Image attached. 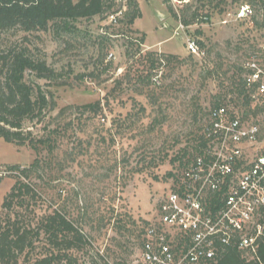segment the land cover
<instances>
[{
    "label": "rangeland",
    "instance_id": "1",
    "mask_svg": "<svg viewBox=\"0 0 264 264\" xmlns=\"http://www.w3.org/2000/svg\"><path fill=\"white\" fill-rule=\"evenodd\" d=\"M184 2H188V8L184 6ZM203 2L204 0H125L122 17L116 24H112L108 22L107 15L121 5L112 1L110 10L74 21L76 31L70 33H57L48 29L26 34L15 28L0 34V42L4 47L27 44L35 58L44 59L54 70L53 77L37 79L52 102L53 109L46 107L45 118L40 123H36L35 119L23 123L25 130H31L34 135H40L45 124L54 123L55 126L57 121L52 119L55 116L61 120L60 124L68 120L78 121L76 106L98 99L105 107V121H90L89 130L79 133V137L83 139L89 138L88 135L98 122H105L107 128L118 115H135L140 106L145 107V112L139 114L141 118L132 128L124 125L123 133L116 135V144L112 148L114 156L118 159L129 157L133 164L139 154L137 151L150 145L151 150L154 149L152 152L150 150L151 155L155 156L156 161L160 160L159 165L147 167L135 174L125 186L119 184L118 198L113 199L116 185L113 181L114 173L108 172V161L95 159L96 148L92 146L87 155L79 156L74 162L67 161L64 173H56V177L49 180L48 187L40 195L39 204L52 207L66 205L71 217L81 220L82 224L84 219L90 222L89 225H84L90 243L82 251L75 253L78 264H104L97 254L103 255L108 264H143L140 254L142 232L146 222L157 221L159 202L171 188L181 168L178 162L172 163L170 158L187 145L188 132L199 134V128L206 124L207 110L213 107L214 95L221 93L227 82L220 84L219 79H226L232 71L235 72V65L243 62L256 48L261 31L255 25L248 31L247 22L243 24L237 21L226 26L220 24L222 12L234 11L238 6L232 0H225L215 7L207 22L198 16L194 23L183 25L180 21L182 11H187V15L194 10L204 14L210 5H202ZM214 3L216 2L212 5ZM170 6L178 14V19L171 18L168 12ZM129 11H137L139 14L132 23H128ZM254 18L259 21L257 11ZM198 28L201 34L195 32ZM142 37L144 41L140 44ZM188 37H193L196 41L203 40L209 47L207 62L203 60L201 53L196 55L188 52L185 43ZM250 41L253 42L252 46H249ZM152 48L184 60L180 63L171 62L160 71H153L148 87L144 86L143 80L148 72L147 66H144L147 64H140L138 60L139 55ZM109 53L113 55L108 58ZM215 62L221 66L219 73L214 76L219 79L206 77V65L211 66ZM223 71H226L225 77ZM26 77L30 81L35 80L33 72H27ZM166 85H171V88L160 92V87ZM198 109L202 111L193 120L191 116ZM244 110L242 108L235 112L241 115ZM60 111L63 113L60 114ZM158 112L159 119L164 120L161 131L150 133L147 131L148 125ZM245 116V121L257 123L264 135V113L252 115L249 112ZM102 134L109 141L107 133ZM75 141L76 139H72L60 147L59 159H64V153L70 152ZM188 149V153L192 151L191 148ZM164 153L168 156L161 161ZM35 156V151L27 144L7 142L0 136V207L3 197L14 182L15 171L9 169V166L26 167ZM106 158L113 162V156ZM169 171L174 174L172 177L167 176ZM106 174H110V177H102ZM111 206L114 213L127 212L131 220L135 221L133 225L128 221L127 225L134 230L133 234L117 233L111 225L103 223V226L95 220L96 217L92 214L95 211H98L96 216L103 212L105 220L112 218ZM86 208L87 214L84 212Z\"/></svg>",
    "mask_w": 264,
    "mask_h": 264
},
{
    "label": "trees",
    "instance_id": "2",
    "mask_svg": "<svg viewBox=\"0 0 264 264\" xmlns=\"http://www.w3.org/2000/svg\"><path fill=\"white\" fill-rule=\"evenodd\" d=\"M112 1L0 0V34L15 28L26 34L48 29H52L57 33H70L76 31L73 25L74 21L81 18H91L110 10ZM245 1L251 2L257 5V8H260L258 6L260 2L257 0H232L233 3L237 4ZM213 2L216 3L212 5ZM223 2L225 0H204L202 5H210L207 12L199 14L197 10H194L187 15V11L183 10L180 21L187 26L194 23L199 16L204 22H207L210 18V12ZM184 3V6L188 8V2ZM135 5L137 6V3H134ZM219 9L221 12L223 11L221 8ZM168 12L171 18L178 19V14L173 7L170 6ZM138 16L137 11H129L128 23H132ZM241 23L246 24V22ZM255 28L257 30L261 28L258 21H255ZM246 29L248 30V28ZM248 31H251L250 27ZM195 32L197 34L202 33L199 28ZM143 41L144 38L142 37L139 43L143 44ZM197 43L199 53L202 54L203 60L207 62L209 47L203 40H198ZM252 44L253 42L249 46H252ZM183 60L184 58H179L174 54L146 50L142 55H139L138 60L140 64H147L144 65L147 66L146 69L148 70L147 74L143 76L144 86L149 87L153 71H160L162 67L168 66L171 62L180 63ZM242 66L243 62L235 65V72L232 71L226 79L214 77L221 69L217 62L211 66L206 65L205 67L204 65V71L206 77L219 79L220 84L227 81L223 91L214 95L215 101L212 106L216 107L226 103L225 101L228 99L226 96L229 95V102L234 105L237 111L245 108L241 112L242 118H245V115L249 112L252 115H257L264 113V109L253 104L243 83L242 74L244 71ZM27 72H33L35 80H28L26 77ZM223 74L225 77L226 71H223ZM53 76L54 70L49 67L44 59L35 58L27 44L21 43L6 48L0 42V136L7 142L18 145L27 144L36 153L31 164L26 167L9 166V169L15 171V175L14 182L3 197L0 207V264H78L75 253L82 251L90 243L87 232L84 230V225H89L90 222L84 219V224H82L81 220L71 217L66 205L52 207V205L39 204L40 195H42V191L46 189V186L48 187L49 180L54 179L56 173H64L67 161L74 162L79 156L87 155L89 149L94 146L96 148L95 159L97 161H108L110 168L107 166V170L114 173L113 181L116 182V185L113 199L118 198L119 184L125 186V183L132 179L135 174L141 173L147 167L152 168L159 165L158 161L160 160L156 161L155 156L151 155L154 149L151 150L150 145H146L142 150L137 151L139 154L133 164L130 162L129 157L118 159L116 155L114 156L112 147L116 144V135L123 133L124 125L132 128L140 120L141 115L139 116V114L145 112L143 106H140L139 112L135 115L132 113H127L125 117L118 115L107 128H105V122H98L87 139L79 137V133H85L89 130L90 121L93 123L96 120L100 121V119L105 121L106 118L105 107L100 99L76 106V111L79 112V118L76 122L68 120L60 124L61 120L55 116L52 118L57 121L55 126H53L54 123L43 125L40 135H34L31 130H25L23 123L26 120L35 119L36 123H40L45 118L44 110L46 107L53 109L52 102L37 82V79ZM118 83L120 84V82ZM169 88H171V85L160 87L162 90H159L163 92ZM105 103L107 104V100H105ZM108 111L111 112L110 109ZM201 111L200 109L195 111L191 116L192 119L196 120ZM59 113L61 114L63 111ZM158 114L159 112L151 118L148 125L147 131L150 133L161 131V124L164 120H160ZM204 128L205 123L203 127L199 128V134H195L196 132L187 133V136H189L186 138L187 145L170 158L172 163L178 162L182 167L186 161L193 158L197 153L203 152L207 143ZM195 130L197 131V129ZM103 132L107 133L109 141L102 134ZM72 139H76V141L70 148V152L64 153V159H59L60 147L66 142H71ZM188 142H191V144L189 145ZM147 144H150V142ZM188 148L192 149L189 153ZM110 155L113 156V162L106 158ZM167 156L168 154L164 153L161 161L166 159ZM90 159H93V157ZM118 171L121 173L118 174ZM173 175L170 171L167 173L169 177ZM98 177L100 181H103V178ZM102 177H110V174ZM121 190L123 188L119 189V191ZM213 201H215L214 198L211 203ZM110 209L112 218L108 220H105L106 217L103 212H99L98 216H96L98 211L92 212V214L95 215V220L101 225L103 223L104 225L109 224L116 232L133 234L134 230L128 228L127 225L129 222L133 225L135 221L131 220L127 212L114 213L113 206ZM84 212L87 214L88 208ZM255 219V224L261 226V231L256 235L254 225L249 232L256 235L253 246L240 247L239 237H236L229 244L218 245L215 257L206 261L205 264H264V205L260 207ZM148 224L150 223L146 222V227ZM143 240L142 236L141 247ZM97 255L104 264H108L103 255Z\"/></svg>",
    "mask_w": 264,
    "mask_h": 264
},
{
    "label": "built area",
    "instance_id": "3",
    "mask_svg": "<svg viewBox=\"0 0 264 264\" xmlns=\"http://www.w3.org/2000/svg\"><path fill=\"white\" fill-rule=\"evenodd\" d=\"M113 1L121 5L107 18L116 24L125 0ZM257 1L258 10L245 1L223 12L219 22H247L253 28L254 13L259 14L260 38L243 61L242 77L253 104L264 109V0ZM185 43L190 54H199L195 38ZM225 102L209 109L203 152L180 168L159 202L157 221L145 228L143 264H205L215 257L218 245L239 237L240 247H250L261 231L255 218L264 205V135L257 123L235 112L229 98ZM254 225L256 235L249 233Z\"/></svg>",
    "mask_w": 264,
    "mask_h": 264
},
{
    "label": "crops",
    "instance_id": "4",
    "mask_svg": "<svg viewBox=\"0 0 264 264\" xmlns=\"http://www.w3.org/2000/svg\"><path fill=\"white\" fill-rule=\"evenodd\" d=\"M152 50H154V51H159V50H157V49H153V48H152ZM159 52H162V51H159Z\"/></svg>",
    "mask_w": 264,
    "mask_h": 264
}]
</instances>
